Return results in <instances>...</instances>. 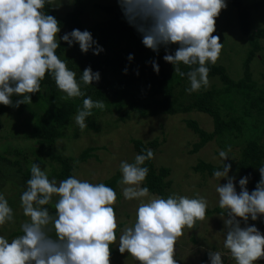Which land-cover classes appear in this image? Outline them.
Returning <instances> with one entry per match:
<instances>
[{"label":"clouds","instance_id":"clouds-1","mask_svg":"<svg viewBox=\"0 0 264 264\" xmlns=\"http://www.w3.org/2000/svg\"><path fill=\"white\" fill-rule=\"evenodd\" d=\"M55 0H0V104L12 105L13 96L21 99L14 106L32 101L30 94L40 92L41 81L50 74L57 87L69 98L83 96L81 83L93 84L101 79L99 71L85 68L78 81L76 73L56 54L60 40L69 46L79 44L82 52L90 50L99 55L104 48L94 40L89 30L73 29L57 39L60 23L53 15L45 14L46 4ZM127 22L142 34L143 44L158 52L164 46L178 44L165 61L174 65L175 73L187 75L189 93L209 83L208 63L215 64L222 43L216 31V17L227 7L226 0H118ZM95 46V47H94ZM129 61L134 59L129 54ZM159 73V64L152 62ZM183 63L191 68L181 71ZM195 66V67H192ZM125 73L128 69L126 68ZM104 109L101 100L83 99V107L75 116L76 124L84 129L92 109ZM133 163L122 161L121 184L126 199L140 200L133 226L126 227L119 236L120 253L128 252L139 264H177L175 243L185 227L192 228L204 220L207 199L197 194L194 198L170 195L167 198L149 196L142 187L149 169L146 160L153 158L151 149L142 150ZM229 151L221 150L222 170L214 171L216 178H227V183L216 188L219 207L227 210L224 218L226 238L224 246L230 250L235 264H256L264 257V234L252 226H241L238 217L248 221L264 215V165L259 167L260 180L249 192L248 177L239 180L238 193L235 177L229 176L232 165L226 164ZM27 190L21 195L24 215L29 220L22 224L23 234L11 240L0 236V264H110V248L117 241L114 203L117 193L104 183L93 184L75 176L50 180L40 164L31 166ZM59 197L55 214L44 207ZM13 219V209L0 193V225ZM52 225L55 235L49 234ZM210 264H223L218 251L209 252Z\"/></svg>","mask_w":264,"mask_h":264},{"label":"trees","instance_id":"trees-1","mask_svg":"<svg viewBox=\"0 0 264 264\" xmlns=\"http://www.w3.org/2000/svg\"><path fill=\"white\" fill-rule=\"evenodd\" d=\"M226 1L236 12L240 30L250 45L240 68L241 74L235 78L223 62L208 63L207 67L210 69L208 80L218 79L224 85L223 88L214 86L208 89L203 86L200 90L191 93L186 91L190 87L187 75L180 76L175 73L174 65L163 58L166 54L174 55L179 46L169 45L167 48L162 46L158 52L146 47L142 42V34L127 22L119 3L99 6L107 15L106 19L92 23H86L87 10L90 7L88 0H73L71 9L65 13H61L55 3L46 4L42 11L57 18L61 29L60 37L73 29L89 30L94 40L104 48L99 55L91 50L84 53L78 43L69 46L66 41L60 40L56 54L61 60L66 61L70 70L76 73L78 81L83 70L89 66L93 71L101 73V79L89 85L81 83V91L84 95L69 98L57 87L54 78L46 73L41 81L40 92L30 94L32 101L29 104L21 103L16 107L15 101L21 97L13 96L12 105L0 104V116L11 110L30 111L31 119L25 124L33 125L28 134L26 131L24 134L33 138L38 145L32 152L53 164L55 176L64 180L70 176L77 178L76 173L81 163L87 162L99 149V147L86 148L77 157L65 155L58 150V142L66 136L65 131L72 125L78 110L83 107L84 98L91 97L93 101L98 98L104 100L105 108H93L92 115L86 118L87 128L96 131L98 128L92 118L95 112L117 110L119 113L124 111L126 117L134 114L146 118L161 115L175 116L182 113L184 124L191 129L197 139L192 153H197L216 141L225 151L230 149L229 153L234 152V149L238 150V158L232 160L231 170L249 178L251 193L261 178L259 167L264 165V84L255 81L252 72V62L256 58L261 56L260 60L264 62V26L258 28L253 23V13L264 8V0L253 3L245 0ZM217 31L216 28L212 35H217ZM129 54L134 56L131 61L128 59ZM153 61L159 64V73L154 70ZM126 68L127 73L124 71ZM180 69L185 73L191 70L183 63L180 64ZM197 112L201 116L204 114L206 122L194 117L192 113ZM121 118L125 117L121 116ZM13 133L19 132L13 130ZM132 141L140 154H143L142 150L147 149H151L154 153L153 158L146 160L143 165L149 169L144 187L149 189V193L167 198L171 195L169 189L173 184L174 167L156 164L154 157L161 145L160 141L158 139L148 143L142 139ZM4 151V154L0 153V193L6 198L7 194H4L6 189H8L6 193H10V190L15 192L18 201L13 198L7 199L13 209L21 201L22 193L27 190L31 168H24L20 159L21 151L8 148ZM8 155H13L14 159ZM222 168L223 165H214L212 162L200 159L193 170L213 176L214 171ZM119 182L118 174L99 183H104L116 192ZM8 183L11 186L7 187ZM44 207L49 209L50 214H55L54 202H49ZM215 215L227 216V210L219 206H207L204 220ZM261 221L264 222V219L262 218ZM201 222L203 220H198L196 225ZM121 226L116 229L117 236ZM4 229L2 231L7 230ZM22 234V230L17 229L11 232L10 237L16 238ZM52 234L54 236L55 232L53 231ZM208 258L209 254L201 264H205Z\"/></svg>","mask_w":264,"mask_h":264},{"label":"rangeland","instance_id":"rangeland-1","mask_svg":"<svg viewBox=\"0 0 264 264\" xmlns=\"http://www.w3.org/2000/svg\"><path fill=\"white\" fill-rule=\"evenodd\" d=\"M249 3L258 2L260 0H245ZM90 7L87 10L86 23L99 22L106 19L105 12L99 8L102 5H111L118 3V0H88ZM55 5L61 13H65L71 9L73 0H55ZM227 7L223 8L218 17H216L217 35L220 37L222 49L215 64H226L230 74L238 78L240 76V68L244 62L250 45L248 39L245 38L240 30L238 24V16L233 10V7L227 2ZM253 23L258 28L264 26V8L253 13ZM61 33V32H59ZM57 39L59 40L60 34ZM179 46L178 44H172ZM256 58L252 62L253 78L259 84H264V62ZM216 86V88H223V84L218 79H209L206 86L208 89ZM76 98V97H74ZM97 100H104L98 98ZM96 100V101H97ZM26 110V109H25ZM194 117L204 121V114L192 113ZM31 112H19L18 110H11L6 114L0 116V153H5V148L9 150H19L22 155L20 159L23 161L24 168H31L34 163L41 166L42 171H45L49 179H55L57 183L61 180L55 176V166L50 164L48 160L37 156L32 152L34 147H38L35 140L25 136L24 131L29 132L32 125L25 124L31 119ZM127 114L114 110L101 111L94 113L92 116L98 131L87 128L81 129L75 122V116L72 120V125L65 131L66 136L58 142V150L65 155L79 156L83 150L90 147H99L95 151V155L87 162L81 163L76 176L82 181H89L93 184H98L115 175L120 176V182L117 186V199L114 203V211L116 214L117 227L121 226L120 232L117 236V241L110 248V264H139L133 256L128 252L120 253L119 251V236L122 230L126 227L133 226L136 220V213L140 200H128L123 195V187L121 184L122 173L120 171V164L122 161L133 163L135 156L140 154L133 143V139H142L145 143L158 139L161 145L155 155V161L158 166L166 165L173 168V184L169 189L171 195L187 196L194 198L199 194L207 199L208 207L219 206V194L216 191L217 186L221 183H227V178H216L205 173L196 172L193 167L200 162V159L212 162L214 165H223L224 161L219 156L222 149L220 144L216 141L210 143L208 146L202 148L197 153H192L194 143L197 141L196 136L191 129L186 127L183 122L184 115H161L157 117H138L131 114V117H126ZM121 116L125 117L124 119ZM209 125V124H208ZM17 130L19 133H13ZM16 135V136H15ZM33 147V148H32ZM239 155L238 150L229 153V157L225 160L226 164H232V160L237 159ZM14 159L13 155H8ZM229 176L235 177V184L237 192L241 191L239 180L244 176L230 170ZM171 177V178H172ZM19 182V181H17ZM145 181L141 186L144 187ZM11 186L10 183L7 187ZM247 188L250 192L249 182ZM6 199L13 198L18 201L14 191L10 190ZM15 195V196H14ZM158 197L149 193L148 197ZM59 197L53 195L50 202L56 203ZM15 212V214H14ZM224 216V215H223ZM225 218L227 216H224ZM13 223L6 221L0 225V236H4L11 240V232L14 230H22V224L29 220V217L24 215L21 201H19L13 208ZM264 215L259 219L252 220L249 216L247 222L243 218L238 217L241 221V226H256L262 234H264ZM7 228L6 231H2ZM49 234L53 235L52 225L48 226ZM5 230V229H4ZM226 238V226L224 218L221 215H215L206 218L199 225L192 228L185 227L182 235L177 238L174 249V259L177 264H201L205 256L211 251H218L222 255L223 264H235L230 250L224 246ZM205 264H210V257ZM256 264H264V257L258 259Z\"/></svg>","mask_w":264,"mask_h":264}]
</instances>
